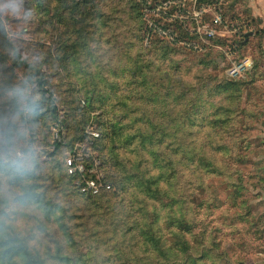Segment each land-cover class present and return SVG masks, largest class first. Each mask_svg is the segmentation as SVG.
Wrapping results in <instances>:
<instances>
[{"label":"trees","instance_id":"obj_1","mask_svg":"<svg viewBox=\"0 0 264 264\" xmlns=\"http://www.w3.org/2000/svg\"><path fill=\"white\" fill-rule=\"evenodd\" d=\"M60 1L67 4V0ZM201 1L211 5L215 0ZM85 4L86 0L71 9L58 7L49 16L59 15L62 24L69 18L61 31L60 61L64 67L79 70L83 64L79 56L85 52L92 69L96 64L94 72H88L81 82L89 89L84 105L101 113L100 135L95 142L115 189L95 195L83 193L77 185L72 186L75 178L67 174L64 164L56 159L46 163L60 174V178L59 174L50 176L52 185L56 186V181V189L70 188L68 195L76 198L72 201L74 211L80 212L82 224L72 227L73 219L64 203L46 190L49 186L40 190L36 173L40 165L33 163L28 171L20 159L5 156L15 128L11 119L5 125L0 123L5 143L0 145V180L20 189L13 196L15 203L32 207L41 218L36 220L40 232L21 233L14 228L15 218L6 211V197L0 195V264H213L210 249L200 243L205 236L195 242L196 207L190 192L203 186L209 175H217L231 188L232 200L241 198V177L231 180L237 170L223 168L239 143L233 130L243 88L237 82L222 81L214 88L221 100L214 103V92L209 91L212 87L187 79L180 62L170 58L182 47L164 39L151 41L150 47L142 45L143 26L137 9L130 19L138 23L139 30L133 40L121 45L130 49L123 53L128 54L123 68L113 67L111 62L100 64L106 53H98L103 34H98L97 16L85 8L80 10ZM91 28L94 30L87 31ZM102 28L109 29L106 24ZM10 50L12 67L34 71L40 103H45L52 120H57L58 107L52 95L45 98L48 90L43 73L22 60L16 49L10 46ZM12 105L17 110L15 101ZM28 108L35 124L40 119L38 105L29 104ZM61 147L64 145L56 143L54 154ZM241 157L238 154L236 159L241 161Z\"/></svg>","mask_w":264,"mask_h":264},{"label":"rangeland","instance_id":"obj_2","mask_svg":"<svg viewBox=\"0 0 264 264\" xmlns=\"http://www.w3.org/2000/svg\"><path fill=\"white\" fill-rule=\"evenodd\" d=\"M82 1L67 0L66 4L60 0H0V123L5 125L11 119L15 128L13 143L7 147L5 156L20 159L28 171L33 163L40 165L36 170L40 190L49 186L46 190L64 203L68 216L73 219L72 227L82 224L78 219L80 212L74 211L72 201L76 198L68 195L70 188L56 189V181V186L52 185L49 178L59 173L51 171L46 163L56 159L64 164L68 175L69 160L85 172L97 166L99 169H93L95 174L91 177L98 183L109 184L113 192L115 189L106 176L98 143L86 137L91 131L100 135L101 113L85 107L84 98L89 89L81 84L88 72H94L96 64L93 63L92 69L85 52L79 56L83 62L79 70L64 67L60 61L61 31L64 32L69 18L62 24L59 15L49 16L58 7L67 5L71 9ZM83 8L97 16L98 34H103L98 53H106L100 64L111 62L113 67L117 64V68H123L128 56L123 53L130 49L124 50L121 45L133 40L134 32L139 30L138 23L130 19L137 9L143 26L142 45L150 47L151 41L164 39L182 47L173 51L170 58L180 62L187 79L213 88L209 91L214 92V103L221 100L214 88L222 81L231 80L243 88L237 103L240 114L233 130L239 143L230 151L232 158L223 168L237 170L231 180L241 177L242 196L232 200L229 196L232 190L223 177H206L203 186L198 185L190 192L196 207L193 232L195 242L205 236L200 243L210 249L213 264H264V0H215L211 5L201 0H86L80 10ZM87 24L91 26V19ZM105 24L109 29L102 28ZM248 33L252 35L246 38ZM108 40L110 44H106ZM240 42L243 44L239 45ZM10 46L22 60L43 73L48 90L45 98L52 95L58 107L57 120H52L46 104L40 103L34 71L23 66L12 67ZM130 52L132 57L134 50ZM240 63H249V66L240 74L231 75L229 71ZM13 101L17 110L13 108ZM29 104L38 105L40 111V119L35 124L31 122ZM17 134L23 137L18 138ZM56 143L64 147L54 154ZM0 145H5L1 135ZM235 154H241L242 160L236 159ZM72 176L75 178L71 180L72 186L81 188L80 179ZM19 192L20 189L0 180V195L7 199L6 211L15 218L14 228L21 233L40 232L36 225V220L41 219L37 218L38 212L15 203L13 196Z\"/></svg>","mask_w":264,"mask_h":264},{"label":"built area","instance_id":"obj_3","mask_svg":"<svg viewBox=\"0 0 264 264\" xmlns=\"http://www.w3.org/2000/svg\"><path fill=\"white\" fill-rule=\"evenodd\" d=\"M247 66H249V63H240L237 66L233 67L229 71V73L231 75L240 74L243 70L246 69ZM86 135H87L86 137H88V140L92 143L95 142V139L99 138V134L97 132H92V131L87 132ZM96 167L97 166H93L90 171L85 172L83 167H79L77 164H74V162L71 160L68 161V172L70 175L77 176L80 179L81 192L95 195V194H99L101 192L109 191L112 189L109 184L98 183L97 180L91 177L92 174L93 175L95 174V173H92V171L93 169L95 171ZM98 169L99 168L97 167L96 171Z\"/></svg>","mask_w":264,"mask_h":264},{"label":"water","instance_id":"obj_4","mask_svg":"<svg viewBox=\"0 0 264 264\" xmlns=\"http://www.w3.org/2000/svg\"><path fill=\"white\" fill-rule=\"evenodd\" d=\"M250 35H252V33H248V34H246V38H248Z\"/></svg>","mask_w":264,"mask_h":264}]
</instances>
